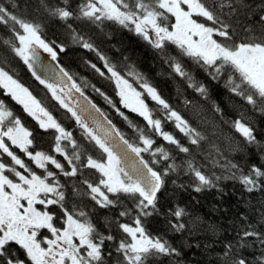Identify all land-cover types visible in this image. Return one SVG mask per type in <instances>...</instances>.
<instances>
[{
    "label": "snow or ice",
    "instance_id": "1",
    "mask_svg": "<svg viewBox=\"0 0 264 264\" xmlns=\"http://www.w3.org/2000/svg\"><path fill=\"white\" fill-rule=\"evenodd\" d=\"M113 25L142 39L210 101L212 117L185 98L190 119L129 57L107 55ZM73 49L95 54L81 61L114 85L115 98L60 62ZM188 62L222 82L231 117ZM20 64L44 96L22 81ZM88 89L127 122L131 137ZM256 114L264 117V0H0V264H192L184 233L214 253L210 264H264V137ZM169 124L174 131L165 130ZM169 181L196 193L223 194L221 181L239 185L246 209L223 229L231 236L196 239L221 229L202 227L203 218L179 202L165 208Z\"/></svg>",
    "mask_w": 264,
    "mask_h": 264
},
{
    "label": "trees",
    "instance_id": "2",
    "mask_svg": "<svg viewBox=\"0 0 264 264\" xmlns=\"http://www.w3.org/2000/svg\"><path fill=\"white\" fill-rule=\"evenodd\" d=\"M3 2L10 4L11 0H3ZM55 31L56 26H50L48 29V35L51 37ZM106 31L113 32V38L105 41L104 50L107 55L114 58V61H119L124 57H129V62L134 63L141 71L152 77L153 81L162 89L165 97L169 98L171 103L177 106L181 111L185 112V115L190 119L193 117L190 110L185 111L183 104V100L185 98L204 105V107L208 109L206 114L209 118L212 117L213 113L209 107L210 101H205L193 89L187 87V82L185 80L172 74L168 66L161 62L154 50L142 39L134 33L125 29H120L119 26L115 25L106 29ZM117 49H119V51H117ZM81 57L95 60L94 53L73 49L68 51L66 54H61L60 62L69 70L77 73L79 76L89 79L91 82L96 83L97 86H101L110 96L114 97V85L101 80L89 68L85 67L81 61ZM188 67L199 81L209 84L212 98L220 102L221 105L225 107L226 115L231 117L233 113L225 103L224 97L226 93L222 86V82L217 83L215 81H210L203 72L191 65V62H188ZM18 71L20 72L22 81L26 85H29L39 96L45 95L42 86H40L31 77L30 73L27 72L26 68L22 64H20ZM88 93L92 96L94 102L98 106L103 108L105 111H109L111 118L117 126L129 135V137H131L132 133L127 126V122L116 116L114 112H111L105 101L95 93H92L91 89H88ZM12 106L18 114L24 116L22 109H20L19 106L14 104ZM132 115L133 119H137L134 114ZM24 119L29 127H36L30 118L24 116ZM255 119L257 120L259 135L264 137V117L256 114ZM137 122H139L138 119ZM67 123L71 125L72 122L69 121ZM222 127L225 134H231L227 125H222ZM165 130L174 131L171 124L167 125ZM45 147H47V144H45ZM233 158L239 160L240 154H233ZM173 179H175V176H173ZM183 182H185V178L181 177L178 180V183ZM220 186L223 188V194L219 193L217 189H205L201 193H196L191 189H188L187 191L174 189V186L169 181L166 190L168 194L162 196L161 199L165 208L174 202H179L181 206H187V210L190 214L198 215L203 218L204 224L202 227H207L209 224L219 226L221 231L218 236H213L211 233L205 234L201 232L196 237V239H199L204 243H211L213 240H219L225 236L230 237L231 233H225L223 232V229L228 226L229 219L233 214L246 209V205L240 202L242 198L240 195L241 189L239 185L234 184L232 181H221ZM254 202L255 201H253V203ZM214 208L218 209V211H214ZM158 223L159 225H162V220ZM179 235L180 234H176L177 239H179ZM184 235L187 236L188 242L193 245L192 248L184 249L186 254L185 259L192 261V264H210L214 253H211V250H209L211 254L201 252L200 249L194 247L196 240L193 239V237L188 236L187 233H184ZM215 248L219 251L220 245L216 244Z\"/></svg>",
    "mask_w": 264,
    "mask_h": 264
},
{
    "label": "water",
    "instance_id": "3",
    "mask_svg": "<svg viewBox=\"0 0 264 264\" xmlns=\"http://www.w3.org/2000/svg\"><path fill=\"white\" fill-rule=\"evenodd\" d=\"M41 59L45 61V63L55 66V62L51 61L50 57H48L47 53H44L42 50L40 51ZM34 79V78H33ZM38 83V82H37Z\"/></svg>",
    "mask_w": 264,
    "mask_h": 264
},
{
    "label": "flooded vegetation",
    "instance_id": "4",
    "mask_svg": "<svg viewBox=\"0 0 264 264\" xmlns=\"http://www.w3.org/2000/svg\"><path fill=\"white\" fill-rule=\"evenodd\" d=\"M31 120V119H30Z\"/></svg>",
    "mask_w": 264,
    "mask_h": 264
}]
</instances>
